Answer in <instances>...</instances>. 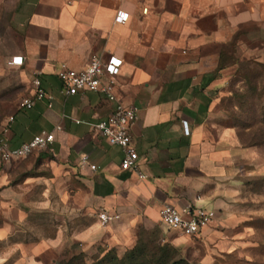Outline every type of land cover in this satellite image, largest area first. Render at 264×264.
Instances as JSON below:
<instances>
[{"label":"crops","instance_id":"crops-1","mask_svg":"<svg viewBox=\"0 0 264 264\" xmlns=\"http://www.w3.org/2000/svg\"><path fill=\"white\" fill-rule=\"evenodd\" d=\"M2 3L11 5V25L20 42L10 61L13 57L23 60L21 67H13L26 86L22 100L32 96V80L38 77L53 101L51 108L45 102L29 111L19 106L0 132L12 118L6 132L11 147L43 131L53 133L52 145L30 157L47 166L59 181L79 186L75 211L90 219L84 228L72 229L69 236L59 225L54 238L34 246L35 256L43 250L57 254H93L111 248L124 251L135 244L139 227L160 224L163 228L159 212L165 205L178 210L187 205L206 207L225 215L235 161L242 149L233 129L211 124L215 112L212 92L234 71L235 58L264 56V0ZM118 11L128 14L125 23L115 22ZM93 55L122 60L115 93L137 110L130 135L138 171L146 176L143 180L134 172H122L119 148L109 146L90 127L106 118L113 104L90 92L71 97L60 93L57 75L61 65L82 70ZM83 156L98 169L81 167ZM101 210L120 218L101 226L97 219ZM183 241L184 237L171 239L176 246Z\"/></svg>","mask_w":264,"mask_h":264},{"label":"rangeland","instance_id":"rangeland-1","mask_svg":"<svg viewBox=\"0 0 264 264\" xmlns=\"http://www.w3.org/2000/svg\"><path fill=\"white\" fill-rule=\"evenodd\" d=\"M0 0V130L19 108L26 94L20 72L9 61L20 42L11 25V5ZM236 68L212 92L211 124L230 128L242 149L225 201V215L202 238L161 231L158 242L176 248V259L186 264H264V56L238 57ZM211 134L215 132L211 130ZM28 157L0 165V264H51L64 254L37 251L36 244L55 237L59 225L65 235L84 228L90 219L75 211L79 186L63 183L45 165ZM223 213V210H220ZM77 214V217H75ZM76 221V225H75ZM184 237L180 245L171 239ZM38 250V249H37ZM125 251V250H124ZM124 251L117 250L119 256ZM34 253V254H33ZM96 253L86 254L88 264Z\"/></svg>","mask_w":264,"mask_h":264},{"label":"built area","instance_id":"built-area-1","mask_svg":"<svg viewBox=\"0 0 264 264\" xmlns=\"http://www.w3.org/2000/svg\"><path fill=\"white\" fill-rule=\"evenodd\" d=\"M127 19V13L118 11L115 22L125 23ZM9 64L12 67H21L22 57H13ZM121 66L122 60L115 56L102 59L97 55L91 56L82 70H73L63 64L57 75L61 84L60 93L64 97H71L90 92L103 96L107 102L113 104L111 113L106 118L90 124V127L109 146L119 148L122 155L119 164L120 170L134 172L138 179L143 180L146 176L138 171V155L130 135L132 125L137 121V110L132 105L126 104L115 93ZM32 86V96L23 99L20 107L29 111L35 107L36 103L45 102L47 108H51L53 99L42 89L38 77L33 78ZM12 121L13 119L9 118L5 129L0 132V163L8 164L27 159L35 152L47 150L54 142V134L43 131L33 136L29 141L23 142L17 147H11L6 132ZM183 131L185 134L189 132L185 124H183ZM79 165L86 166L91 171L98 169L94 165H89L86 156L80 159ZM159 216L160 223L166 231L176 232L189 238H198L216 219L214 210L191 205H187L181 210L165 205L161 208ZM119 218V215L111 214L106 210L97 213V219L101 226H107Z\"/></svg>","mask_w":264,"mask_h":264},{"label":"trees","instance_id":"trees-1","mask_svg":"<svg viewBox=\"0 0 264 264\" xmlns=\"http://www.w3.org/2000/svg\"><path fill=\"white\" fill-rule=\"evenodd\" d=\"M164 232H167L162 228ZM161 231H148L139 227L135 244L126 249L121 256L117 249H99L96 257L89 264H186L182 259H176V248L171 244L158 242ZM51 264H88L86 254L76 251L64 254L58 261Z\"/></svg>","mask_w":264,"mask_h":264}]
</instances>
